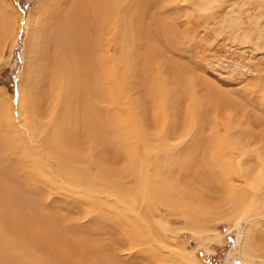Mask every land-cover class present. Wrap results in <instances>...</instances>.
<instances>
[{
  "label": "bare ground",
  "instance_id": "1",
  "mask_svg": "<svg viewBox=\"0 0 264 264\" xmlns=\"http://www.w3.org/2000/svg\"><path fill=\"white\" fill-rule=\"evenodd\" d=\"M156 3L75 0L45 32L51 54L37 46L29 64L39 57L42 63L26 67V85L17 87L20 118L11 117L0 95V264H144L141 257L145 264H178L164 251L172 244L169 227L154 218V205L178 211L188 228L204 226L217 216L203 206L206 197L220 193L221 178L232 173L243 188L252 185L254 204L229 192L225 210L255 230L264 204V130H247L225 91L162 61L157 44L170 38L153 12ZM2 5L0 41L8 23ZM154 65L173 70L174 81L164 74L147 80ZM150 159L152 172L140 162ZM221 162L230 165L221 169ZM35 185L83 203L78 213H92L89 227L45 213ZM100 193L116 198L101 201ZM251 238L239 246L247 263Z\"/></svg>",
  "mask_w": 264,
  "mask_h": 264
},
{
  "label": "rangeland",
  "instance_id": "2",
  "mask_svg": "<svg viewBox=\"0 0 264 264\" xmlns=\"http://www.w3.org/2000/svg\"><path fill=\"white\" fill-rule=\"evenodd\" d=\"M74 1L0 0L8 19L0 41V95L10 104L11 117L20 118L15 109L18 102L17 87L26 85L23 75L27 65L34 68L43 61L39 57L40 60L29 64L35 56L36 47L40 46L44 53L51 54L52 45L46 43L45 32L57 25L59 18ZM155 5L153 12L169 31L170 38L167 45L157 44L162 53V61L181 65L189 69L196 79L205 80L217 91H225L235 102L238 118L240 113L245 115L246 118L241 120L249 127L247 130L259 136L264 130V0H158ZM162 74L168 84L174 81L173 70L160 71L157 65L150 69L146 79L158 78ZM144 102L146 113L150 105L146 99ZM113 106L117 107L116 104ZM256 143L259 144V141ZM140 162L146 165V171H153L152 159ZM229 165V162H221L220 168ZM195 166L198 167V164ZM54 179L60 185L66 184L58 177ZM182 179L186 182L190 176L186 173ZM242 179L234 173L232 181L229 177L221 178L222 190L206 197L208 202L203 205L217 216L204 226L194 224L188 228L178 211L154 205L158 207L154 209L158 213L154 218L161 216L163 223L169 227L167 235L172 244L164 248L165 253L169 250L175 259L178 258V264H264V204L257 210L261 218L253 223L255 230H249L250 226L247 229L249 220L245 216L232 217L223 205V199L229 192L243 199L246 205L254 204L250 197L252 185L243 188L245 183ZM196 181L192 179L191 183ZM262 182L264 186V179ZM33 187L37 196L43 200L41 204L45 213H61L68 220L75 217L76 222L84 226L90 221V211L78 213L80 208H85L84 204L79 206L66 198L63 200L61 189L52 191L42 185ZM74 190L72 188L69 192L76 196ZM115 198V195L106 193L98 195L101 201L113 202ZM84 230L87 232L86 228ZM250 235L252 238L246 250L252 263H247L239 254V246L242 239L250 238ZM105 240L109 241L107 238ZM140 254L148 258L145 251ZM137 256L132 257L136 259ZM139 263L145 264L143 257Z\"/></svg>",
  "mask_w": 264,
  "mask_h": 264
}]
</instances>
